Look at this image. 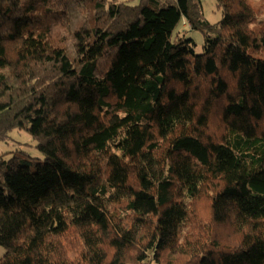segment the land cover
<instances>
[{"label":"trees","instance_id":"obj_1","mask_svg":"<svg viewBox=\"0 0 264 264\" xmlns=\"http://www.w3.org/2000/svg\"><path fill=\"white\" fill-rule=\"evenodd\" d=\"M68 1L0 0V264H264V6Z\"/></svg>","mask_w":264,"mask_h":264},{"label":"rangeland","instance_id":"obj_2","mask_svg":"<svg viewBox=\"0 0 264 264\" xmlns=\"http://www.w3.org/2000/svg\"><path fill=\"white\" fill-rule=\"evenodd\" d=\"M74 1V0H72ZM137 2L138 0H132ZM203 4L204 17L211 23H217L222 19V9L219 7L217 0H201ZM71 0L65 6L70 7L69 11L71 17L76 15V4L71 6ZM256 4L263 8L264 0H255ZM177 32H184L188 37L195 40V49L197 53L203 52L204 34L199 30H191L186 19L183 18L181 23L177 26ZM22 152L34 157H44L42 151L37 147V141L33 136L23 128L13 129L6 140L0 139V157L9 159L15 155H20ZM19 153V154H18ZM5 253L4 246L0 245V257Z\"/></svg>","mask_w":264,"mask_h":264}]
</instances>
